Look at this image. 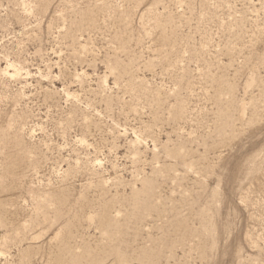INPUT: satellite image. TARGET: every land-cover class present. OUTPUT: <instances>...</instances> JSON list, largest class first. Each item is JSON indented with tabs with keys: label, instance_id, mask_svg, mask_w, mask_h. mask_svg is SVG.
I'll list each match as a JSON object with an SVG mask.
<instances>
[{
	"label": "rangeland",
	"instance_id": "1",
	"mask_svg": "<svg viewBox=\"0 0 264 264\" xmlns=\"http://www.w3.org/2000/svg\"><path fill=\"white\" fill-rule=\"evenodd\" d=\"M0 264H264V0H0Z\"/></svg>",
	"mask_w": 264,
	"mask_h": 264
},
{
	"label": "bare ground",
	"instance_id": "2",
	"mask_svg": "<svg viewBox=\"0 0 264 264\" xmlns=\"http://www.w3.org/2000/svg\"><path fill=\"white\" fill-rule=\"evenodd\" d=\"M8 72V71H7ZM13 72V71H12Z\"/></svg>",
	"mask_w": 264,
	"mask_h": 264
}]
</instances>
